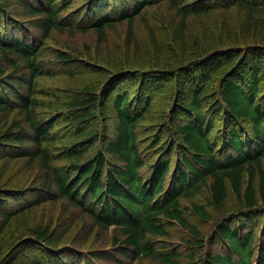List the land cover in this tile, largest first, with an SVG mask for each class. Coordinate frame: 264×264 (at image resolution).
<instances>
[{
  "label": "trees",
  "instance_id": "obj_1",
  "mask_svg": "<svg viewBox=\"0 0 264 264\" xmlns=\"http://www.w3.org/2000/svg\"><path fill=\"white\" fill-rule=\"evenodd\" d=\"M163 7L178 18L177 49L156 31ZM219 9L241 13L237 40L185 53L189 18ZM139 19L151 64L117 58L77 88L42 84L90 65L68 47L48 59L55 30L104 43L125 24L129 51ZM263 161L264 0H0V238L18 228L0 240V264H117L113 248L144 264H264ZM58 200L115 227L110 248L69 241V227L45 219L42 204ZM175 222L185 248L165 243Z\"/></svg>",
  "mask_w": 264,
  "mask_h": 264
},
{
  "label": "rangeland",
  "instance_id": "obj_2",
  "mask_svg": "<svg viewBox=\"0 0 264 264\" xmlns=\"http://www.w3.org/2000/svg\"><path fill=\"white\" fill-rule=\"evenodd\" d=\"M77 3V2H76ZM164 14L160 16V21L157 23L156 31L160 33L161 37L166 40H171V49H177L178 44L172 37L171 21L176 24L178 23V18H175L174 12L167 10L165 7L162 8ZM150 15V13L148 14ZM147 15V16H148ZM239 18V19H238ZM188 21V44L185 43L183 48H181L185 53H190L191 51H199L204 45L210 46L212 44H218L219 40L227 45H231L232 42L237 40V34L240 33L239 22L243 21L242 15L235 9L229 10H215L207 15L203 16H193L189 18ZM136 35L138 39V46L131 48L129 51L126 48V25L120 24L108 33V40L106 42H99L96 33H77L72 35L66 31L55 30L52 37L45 40V46L47 47L46 57L48 59L53 57V50L58 48H71L72 52L75 54H80L82 62H88L90 65H86V68L81 74H76L71 78L66 74H61L58 78H44L42 84L44 86L56 87L62 86V88H77L82 82L86 80L96 81L101 77H105L107 74L111 75L113 62L117 59L134 58L138 59L140 65L151 64V60L146 56L151 50L148 31L144 26L142 20H137L135 22ZM230 29L229 33L228 30ZM242 30V29H241ZM230 34V37L227 36ZM221 35V37H219ZM247 41L253 40L252 36H246ZM238 42V41H237ZM152 52L153 55H157V59L160 60L164 57L165 52ZM151 56V57H152ZM134 63V62H133ZM161 98H164L162 95ZM164 100V99H163ZM161 100V101H163ZM160 101V102H161ZM114 119V117H112ZM115 120V119H114ZM114 120H111L110 130L114 127ZM143 126L145 125L142 124ZM142 126V127H143ZM143 136V135H142ZM264 164V161H263ZM16 171H22L15 168ZM26 171V170H25ZM9 174V170L6 175ZM209 192L204 191L201 195L194 198V202L201 204L205 203ZM184 203H189V200H183ZM229 205H236V198L234 193H230ZM42 211L44 213V218L52 220L54 226L60 228L69 227L70 235L69 241H74L77 238L79 243L86 236L89 240L94 242L97 248H110L112 241L114 239L113 235L116 233L115 227H110L106 230H99L95 224L91 222L90 219L74 212L72 208L66 205L64 202L58 200L55 203L45 202L42 204ZM213 215L219 217L218 211H213ZM187 218L190 222L197 225L204 233L209 232L212 229V220L205 222L202 218L197 215L187 214ZM33 219L41 218L40 215H34ZM47 220V221H48ZM70 226H65V225ZM91 227V233H88V229ZM18 229L17 227H9L5 233L1 236L0 240H7L12 238L14 233ZM170 235L165 239V243L169 247L178 246L179 248H185V245L181 244V240L188 238V232L179 224L173 223L169 227ZM73 238V239H71ZM82 244V243H81ZM83 246V244H82ZM217 245L213 246V249H217ZM207 249V248H206ZM204 249V250H206ZM110 253H114L121 257L122 261H118L117 264H144L141 260L132 259V256L120 255L117 248L109 250ZM201 262V261H200ZM198 260L197 264L200 263Z\"/></svg>",
  "mask_w": 264,
  "mask_h": 264
}]
</instances>
